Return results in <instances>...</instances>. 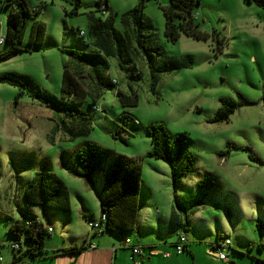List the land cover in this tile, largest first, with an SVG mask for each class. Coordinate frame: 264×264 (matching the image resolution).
Returning a JSON list of instances; mask_svg holds the SVG:
<instances>
[{
	"label": "rangeland",
	"instance_id": "obj_1",
	"mask_svg": "<svg viewBox=\"0 0 264 264\" xmlns=\"http://www.w3.org/2000/svg\"><path fill=\"white\" fill-rule=\"evenodd\" d=\"M73 1L27 0L32 8H37L34 17L45 23L43 43L34 47L24 40L22 47L27 50L0 60V74L27 75L42 90L59 96L63 67L73 71L76 64L64 49H91L86 40L87 13L94 11L101 17L113 15L114 26L122 31L121 13L138 0H108L104 13L95 10L96 0H80L77 12L69 14ZM167 4L169 0H145L143 13L152 24L153 41L163 48L165 55L186 59L188 65L159 72L152 90L144 56L130 53L131 60H126L123 67L116 57L110 56L108 76L115 84L94 98L97 110H89L92 128L86 136L68 138L61 128H56V124L61 125L60 113L26 93L17 97L19 87L0 82V255L4 260L12 254L8 225L22 218L19 210L24 206L23 190L36 171L50 170L62 177L72 200V212L28 205L33 215L53 229L45 241L49 246L54 239L71 240L69 229L79 236L88 228L77 195L95 207L93 215L86 211L88 221L105 215L100 209V195L112 156L117 153L140 161L139 213L148 206V211L155 210L157 205L168 214L171 205L176 207V200L186 199L188 208L197 206L185 232L191 244L200 248L205 242L222 244L229 238L231 246L227 253H233L234 245L242 249L235 250L246 256L258 254L263 258L264 3L200 0L194 8L198 29L210 35L215 30L223 42L221 50H217L211 36L204 40L181 34L175 42L167 41L160 8ZM7 14L8 7L1 8L0 36L5 33ZM80 30L85 32L84 37ZM7 48L6 43H0V53ZM164 60L156 57L155 63L161 65ZM132 61L138 78L132 75L135 72L131 70ZM83 82L89 93L81 108L87 110L93 84L88 78ZM117 90L126 94L135 92L137 105L122 107ZM221 98L233 99L238 105L227 120L210 121ZM153 123L164 124L172 138L185 132L187 148L195 155L194 170L176 190L169 163L147 153L151 146L146 127ZM88 142L108 150L101 169L95 172L94 186L75 174L79 170L76 149ZM183 163L181 159L179 166ZM142 195L148 199V205H142ZM129 233L134 239L140 237L135 231ZM242 237L246 238L244 245Z\"/></svg>",
	"mask_w": 264,
	"mask_h": 264
},
{
	"label": "trees",
	"instance_id": "obj_2",
	"mask_svg": "<svg viewBox=\"0 0 264 264\" xmlns=\"http://www.w3.org/2000/svg\"><path fill=\"white\" fill-rule=\"evenodd\" d=\"M108 0H96L94 6L96 11L104 13ZM264 3V0H245ZM200 0H169V4L161 5L164 15L163 34L167 41L175 42L181 34L193 39L206 40L209 36L217 43V50H221L223 42L213 30L211 35L198 29V18L194 8ZM145 0H138L129 10L121 13L120 23L122 31L114 26V17L96 16L94 11L87 13L88 29L86 40L91 49L75 50L64 49V52L75 61L73 71L67 66L63 67L60 95H53L39 88L27 75L16 73L0 74V82H6L20 88L17 97L26 93L32 99L38 101L45 107L52 109L62 115L61 128L68 138L86 136L91 126V112L97 110L94 98L106 88L112 87L115 80L108 76L110 56L118 59L120 67L124 66L126 60H131L130 53L135 56L145 57L151 76V89L154 90L158 82V73L170 71L188 65L186 59L166 56L163 48L153 41L151 33L152 24L143 13ZM8 7L6 17V29L4 43L8 48L0 53V60L7 59L13 54L27 50L22 47V42L38 47L41 46L45 36V23L34 17L37 8H32L27 0H1L0 10ZM80 0L73 1V7L69 14L77 12ZM76 35L75 30H73ZM81 37L85 32L80 30ZM165 59L163 64L156 65L155 58ZM132 75L139 77L136 66L132 63ZM88 78L92 84L90 91L91 101L87 103L88 109L81 108L88 90L83 86V79ZM117 98L122 107L128 108L137 105L138 96L135 92L126 94L120 90L116 91ZM238 103L230 98H221L220 105L215 110L210 121H225L234 111ZM150 138L149 156L165 160L171 169V181L175 189L181 186L183 178L187 177L196 164L195 155L188 150V136L185 132L178 133L173 138L162 123H153L146 127ZM120 136V135H119ZM108 150L100 149L95 143L88 142L83 147L76 149L75 157L79 170L75 174L81 177L86 184L94 186L95 172L100 170ZM184 163L179 166V161ZM141 180V165L136 158L130 159L123 154H114L109 170L105 174L104 186L100 195V209L104 213V228L109 232L118 234L121 238L124 234L129 235L137 225L138 217V193ZM24 206L19 212L22 218L13 220L8 225L11 236L9 243L18 242V249H11L14 254L13 261L6 264H19L26 259H35L44 253V243L50 238L51 232L47 230L38 216L33 215L28 205H40L58 211L69 212L71 209L69 190L65 182L53 171H36L27 182L23 190ZM176 210L186 213L188 208L184 201L176 200ZM187 207V208H185ZM197 206L192 205V211ZM188 219H180L178 212L170 214V227L182 229L186 232ZM217 241L215 244H217ZM8 243V244H9ZM2 245H0L1 247ZM142 248V247H141ZM84 247L60 248L62 253H78ZM263 261V260H258Z\"/></svg>",
	"mask_w": 264,
	"mask_h": 264
},
{
	"label": "crops",
	"instance_id": "obj_3",
	"mask_svg": "<svg viewBox=\"0 0 264 264\" xmlns=\"http://www.w3.org/2000/svg\"><path fill=\"white\" fill-rule=\"evenodd\" d=\"M62 180L65 182L63 178ZM148 190L150 189L148 188ZM148 194L151 196V191H149ZM150 196L147 197L150 198ZM76 197L81 201L83 207L82 217L88 224L87 217H89V215L86 211L91 212L93 215V213H95V207L91 206L86 198L84 199L79 195ZM142 197L144 196L142 195ZM69 199L71 205L69 212H72V200L70 196ZM150 200L152 199L150 198ZM183 201L186 203L187 200L184 199ZM142 203L143 206L148 205V199L144 197ZM138 204L137 225L134 231L140 234V237L134 239L131 236L130 238L133 244L140 245L142 249L141 254L137 255L134 260L130 259L131 249L122 246L121 237L118 234L109 232L105 230V228L100 234H96L95 231L88 226V228H85L83 231L84 233L79 236L76 232L69 229V233L73 235L71 240L62 239V242H60L58 239H54L49 246H46L44 243L45 251L42 255L35 259L23 260V262L19 264H264L263 261H258L264 259V254H262L263 258L258 254L246 256L239 251L242 250L241 248H237L234 245H232L231 249L233 253H229V251L227 253V259H232L234 262L227 263V259L220 260L217 258L213 250L214 244H206L205 242V246L200 247L203 248V250H201L198 246L191 244V241L189 242L187 234L182 231V229H172L170 227V214L172 211H176L181 220L184 218L188 219V226L186 227L188 230L192 222L191 217L196 213L197 208L192 211L185 207L187 208L185 213L182 210H176L173 204V206L171 205L170 213L165 214L162 212L161 208L156 205L155 210L150 209V211H148V206L139 213L141 205L140 203ZM89 205L93 208L91 209ZM155 222L158 227H156ZM182 233L187 236L186 244L184 251L178 254L175 252L174 243L177 240V236ZM170 238L171 240H169ZM244 240H246V238L242 237L241 243H243ZM90 243H94L95 246L90 248L88 246ZM200 243H202V241H200ZM69 247H84V249L78 253H62L59 251L60 248ZM235 249L239 250L237 251ZM163 252H169V256H163ZM0 256L3 258L2 255ZM13 258L14 254L12 253L8 258H5V260L3 259L4 263L12 262Z\"/></svg>",
	"mask_w": 264,
	"mask_h": 264
},
{
	"label": "built area",
	"instance_id": "obj_4",
	"mask_svg": "<svg viewBox=\"0 0 264 264\" xmlns=\"http://www.w3.org/2000/svg\"><path fill=\"white\" fill-rule=\"evenodd\" d=\"M4 42V36H0V43ZM104 221H105V215H101L99 220L94 221H88V226L95 231L96 234H100L104 229ZM47 230L49 232L52 231V228L50 226H47ZM122 246L130 248L131 249V255L130 259L134 260L137 255L141 254V246L137 244H133L131 241V238L129 235L124 234L121 238ZM186 244V236L185 234H180L177 237L176 242L174 243V248L176 253H182L184 251V247ZM10 249H18L19 243L18 242H12L8 244ZM90 248L94 247V243H90L88 245ZM231 246V240L229 238H225L222 244H214L213 250L216 253V256L220 260H226L227 259V249ZM163 256H169V252H163ZM0 264H6L3 261V258L0 256Z\"/></svg>",
	"mask_w": 264,
	"mask_h": 264
}]
</instances>
